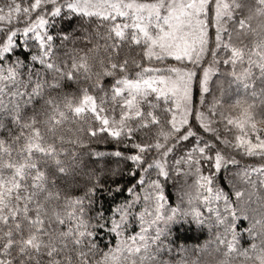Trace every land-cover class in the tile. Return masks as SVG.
Instances as JSON below:
<instances>
[{
    "label": "snow or ice",
    "instance_id": "6c2138e0",
    "mask_svg": "<svg viewBox=\"0 0 264 264\" xmlns=\"http://www.w3.org/2000/svg\"><path fill=\"white\" fill-rule=\"evenodd\" d=\"M229 166L264 190V0H0V264H264ZM177 224L224 230L188 258Z\"/></svg>",
    "mask_w": 264,
    "mask_h": 264
},
{
    "label": "trees",
    "instance_id": "16d2710c",
    "mask_svg": "<svg viewBox=\"0 0 264 264\" xmlns=\"http://www.w3.org/2000/svg\"><path fill=\"white\" fill-rule=\"evenodd\" d=\"M75 35L80 38L82 37V33L80 30L77 29L75 32ZM73 45L69 43L68 47L71 48ZM78 47H83V40L78 39L77 41ZM107 82V81H106ZM93 147L96 150L100 151H112L115 149V145L112 143H100V144H94ZM240 157H238L239 159ZM108 162L111 167L116 168L119 167L121 169L127 168L126 164H117L115 157H108ZM259 158H244V161L242 162L241 167L246 166V164H254L258 163ZM235 169H233L231 166H229V170H221L220 173L216 175L215 178V186L223 188L225 192L229 194L230 200L233 203V206L236 209L237 216L239 219L236 221V231L240 234H242V239H240V243L243 246H247L250 242V238L245 231L251 226V220L253 217L259 218L260 209H261V200L264 199V190H261L258 186L252 187L248 183L244 182L241 178L238 176H235ZM207 174V171L206 173ZM117 180L121 181L125 186L133 182V178L129 177L125 171V175L123 177H117ZM194 177L189 176L186 178L185 181L174 184L172 181H169L168 184L165 187V195L168 198L169 205H176L179 203L178 196L182 195V189L184 191H192V185L194 182ZM255 179V177H254ZM234 185L236 190H243L245 195L242 197L239 201H237L236 197L233 194V187L230 186ZM128 197V194L126 192H122L119 196L116 197L117 202H123ZM105 199V206L107 207L109 204L112 203V198L110 197H104ZM186 207V202L184 205ZM221 211H223V206L221 202ZM244 215H247L249 217L248 220H245L243 217ZM223 226L220 227H213L211 232L208 230V228H204L203 230L197 229L195 227L190 228L188 225H181L177 224L173 227V232L175 237L177 238V243L184 245L189 252L183 255H186L188 258H191V249L195 245H203L206 241L214 240L215 233L216 232H223ZM131 231H138V227L135 225L130 230ZM108 239L111 240V246H115V238L109 237L105 239L104 243L108 242ZM181 258V254L179 253L178 249H174L173 255L171 259L173 260H179Z\"/></svg>",
    "mask_w": 264,
    "mask_h": 264
}]
</instances>
